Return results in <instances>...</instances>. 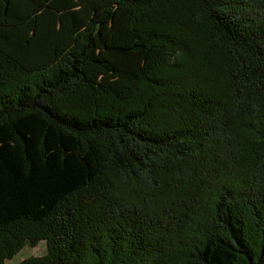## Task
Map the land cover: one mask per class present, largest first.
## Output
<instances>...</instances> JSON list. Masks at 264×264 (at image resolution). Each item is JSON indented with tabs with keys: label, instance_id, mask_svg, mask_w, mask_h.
<instances>
[{
	"label": "trees",
	"instance_id": "obj_1",
	"mask_svg": "<svg viewBox=\"0 0 264 264\" xmlns=\"http://www.w3.org/2000/svg\"><path fill=\"white\" fill-rule=\"evenodd\" d=\"M41 241L18 264H264V0H0V264Z\"/></svg>",
	"mask_w": 264,
	"mask_h": 264
},
{
	"label": "rangeland",
	"instance_id": "obj_2",
	"mask_svg": "<svg viewBox=\"0 0 264 264\" xmlns=\"http://www.w3.org/2000/svg\"><path fill=\"white\" fill-rule=\"evenodd\" d=\"M89 2H85L80 7L73 10H65L59 13L57 17V26L55 32V38L63 39L69 43L72 41L74 33L77 30L83 28L88 19L94 16L92 10H90ZM61 42V41H60ZM62 43V42H61ZM61 44L58 43L56 51L61 48ZM46 245L44 241L38 243L35 247L27 246L23 248L13 259L6 261L5 264H18L22 260L28 257H37L45 254Z\"/></svg>",
	"mask_w": 264,
	"mask_h": 264
}]
</instances>
